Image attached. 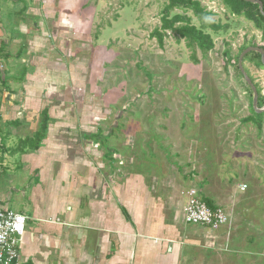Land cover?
Returning <instances> with one entry per match:
<instances>
[{"label":"crops","instance_id":"obj_1","mask_svg":"<svg viewBox=\"0 0 264 264\" xmlns=\"http://www.w3.org/2000/svg\"><path fill=\"white\" fill-rule=\"evenodd\" d=\"M105 2L0 0V206L28 218L17 264H226L241 212L207 167L185 189L145 124L122 121L129 28ZM191 187L228 227L184 222Z\"/></svg>","mask_w":264,"mask_h":264},{"label":"rangeland","instance_id":"obj_2","mask_svg":"<svg viewBox=\"0 0 264 264\" xmlns=\"http://www.w3.org/2000/svg\"><path fill=\"white\" fill-rule=\"evenodd\" d=\"M196 1L224 26L219 32L204 30L214 43L206 54L170 31L162 32V45L152 36L161 26L167 0H106L108 9L121 8L116 26L129 28L119 51L123 64L118 69L123 71L118 81L125 92L120 103L129 108L122 121L145 124L146 147L162 148L159 157L169 162V172L185 189L192 170L204 166L217 175L224 201L241 212V225L234 226L238 230L232 237L236 249L227 248L226 264H264V117L254 108L252 115L253 97L236 69L240 49L252 42L262 45L261 33L233 17L218 0ZM177 14L199 28L190 11L174 10L170 16ZM243 66L264 105V70L251 62Z\"/></svg>","mask_w":264,"mask_h":264},{"label":"trees","instance_id":"obj_3","mask_svg":"<svg viewBox=\"0 0 264 264\" xmlns=\"http://www.w3.org/2000/svg\"><path fill=\"white\" fill-rule=\"evenodd\" d=\"M218 1L221 2L224 8L233 17L237 19H244L248 23L252 24L256 31L261 33L263 44L258 45L257 43L252 42L248 47H257L264 50V16L261 14L259 10V6L257 4L251 3L250 2L251 0H218ZM258 1L262 2L263 11H264V0H258ZM174 10L190 11L192 15L197 19L198 23L200 24L199 28L191 25L190 19L180 14L171 17L170 13ZM223 28L224 26H221L220 24H217L214 20H212V14L210 12H207L199 1L167 0V4L162 12L161 26L159 29H155L153 31L152 36L157 38L159 45H162L163 43L162 32L170 31L172 33H175L179 38L185 40L189 48L195 46L203 54H206L214 49V43L211 37L208 34L204 33V30L210 29L213 32H219ZM248 47L247 46L242 47L236 58V69L240 77H242V75L238 69V59L240 54ZM245 62H251L255 64L258 69L264 70V64L261 62V55L257 52H251L247 54L243 58V65ZM246 73L250 77L247 71ZM255 87L258 92L257 107L261 109L264 107L262 97L260 96V91L258 90L256 85ZM248 90L250 91L253 97L252 90L249 87ZM252 101H251V112L252 115H256L252 107ZM260 115L261 117H264V112L261 113ZM253 120L254 118L249 119L247 121L252 122ZM256 125L259 130L262 128V122H259ZM205 203L207 204V202ZM207 206L211 209H214L208 204Z\"/></svg>","mask_w":264,"mask_h":264},{"label":"built area","instance_id":"obj_4","mask_svg":"<svg viewBox=\"0 0 264 264\" xmlns=\"http://www.w3.org/2000/svg\"><path fill=\"white\" fill-rule=\"evenodd\" d=\"M243 189V187L241 188ZM184 222L188 225L205 226L218 230L228 224L229 219L222 208L211 209L203 201L197 187L186 193ZM27 217L0 206V264H17L19 245L25 232Z\"/></svg>","mask_w":264,"mask_h":264},{"label":"water","instance_id":"obj_5","mask_svg":"<svg viewBox=\"0 0 264 264\" xmlns=\"http://www.w3.org/2000/svg\"><path fill=\"white\" fill-rule=\"evenodd\" d=\"M253 4H257L259 6V10L261 12V14L264 16V11H263V4L261 1L258 0H251L250 1ZM251 52H257L261 55V62L264 64V50L261 48H257V47H248L246 48L239 56L238 59V69L245 81V83L247 84V86L252 90L253 93V101H252V107L254 108V110L258 113L261 114L264 112V108L259 109L257 107V103H258V92L257 89L255 87V85L253 84V82L251 81V79L249 78V76L247 75L244 66H243V58L251 53Z\"/></svg>","mask_w":264,"mask_h":264}]
</instances>
